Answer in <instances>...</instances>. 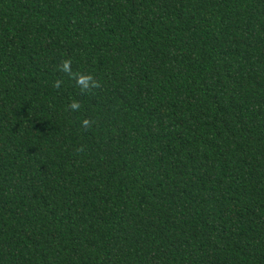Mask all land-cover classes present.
<instances>
[{"label":"trees","instance_id":"obj_1","mask_svg":"<svg viewBox=\"0 0 264 264\" xmlns=\"http://www.w3.org/2000/svg\"><path fill=\"white\" fill-rule=\"evenodd\" d=\"M0 264H264V0H0Z\"/></svg>","mask_w":264,"mask_h":264},{"label":"clouds","instance_id":"obj_2","mask_svg":"<svg viewBox=\"0 0 264 264\" xmlns=\"http://www.w3.org/2000/svg\"><path fill=\"white\" fill-rule=\"evenodd\" d=\"M78 107H79V105H77V104H73V105H72V108H73V109H76V108H78ZM85 124H87V121H85Z\"/></svg>","mask_w":264,"mask_h":264}]
</instances>
